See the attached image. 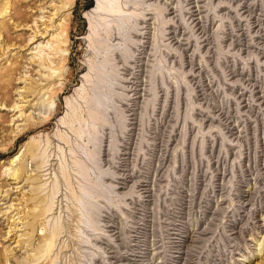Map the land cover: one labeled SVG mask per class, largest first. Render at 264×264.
I'll return each mask as SVG.
<instances>
[{
    "label": "rangeland",
    "instance_id": "1",
    "mask_svg": "<svg viewBox=\"0 0 264 264\" xmlns=\"http://www.w3.org/2000/svg\"><path fill=\"white\" fill-rule=\"evenodd\" d=\"M7 1L0 264H264V0Z\"/></svg>",
    "mask_w": 264,
    "mask_h": 264
},
{
    "label": "bare ground",
    "instance_id": "2",
    "mask_svg": "<svg viewBox=\"0 0 264 264\" xmlns=\"http://www.w3.org/2000/svg\"><path fill=\"white\" fill-rule=\"evenodd\" d=\"M97 1V4H98V7H97V9H100V10H102L104 13H105V16L106 15H121L122 14V12H123V9H122V7H120L121 6V4H119V0H96ZM126 3H125V5L127 6L128 4V2L129 1H125ZM1 11H0V15H3V14H6L8 11H9V20H13V21H19V20H24L25 19V17H24V15H26V6H15V5H13L12 3H9V1H7L5 4H3L1 7ZM23 9V10H22ZM164 11V10H163ZM134 15V14H133ZM122 17L120 16V19H121ZM139 17L137 16V19L136 20H139L138 19ZM143 18V17H142ZM109 21V20H108ZM107 21V24H106V28H105V34H106V41H104V47H106V46H108V47H110V44H109V42L111 41V37L113 36V34H112V32L114 31V29H115V27H117V23H116V21H114V20H111L110 19V21L108 22ZM8 27H9V25H8V23H3V22H1L0 23V39L2 38V39H5V36L7 35V33H8ZM105 27V26H104ZM95 33H97V32H95ZM95 36H96V34H95ZM97 37V36H96ZM2 43V41H0V44ZM101 46V45H100ZM62 51L60 50V49H58V50H56L55 51V53H61ZM108 53H110V52H108ZM111 53L112 54H106L105 55V64L107 65V64H110V62H112L113 61V56L114 55H116L115 53L113 54V52H112V50H111ZM103 63V64H104ZM102 64V65H103ZM85 67L86 66H84V65H81V69L83 70V69H85ZM99 70H100V67L99 68H97L96 69V73H98L99 72ZM50 71H52V70H50ZM55 71H57V70H55ZM55 71H53V72H55ZM52 74H54V73H52ZM104 76V75H103ZM101 78V77H100ZM93 79V78H92ZM91 82V81H90ZM93 82V81H92ZM100 92V91H99ZM97 94H99V93H97ZM111 97L112 96H114V94H111L110 95ZM99 98H100V96H99ZM101 99V98H100ZM92 100H94V99H92ZM97 100V99H96ZM98 101L96 102V101H94L93 102V104H94V106H95V108L96 109H98ZM100 107V106H99ZM101 109V108H100ZM100 111H102V110H100ZM92 119H93V117H92ZM94 121H95V119H93L92 120V122H93V131H98L99 130V127L100 126H102L103 127V125L100 123V121L98 120V122H96V123H94ZM93 143V147H96L97 145V138H95L93 141H92ZM98 147V146H97ZM81 199L82 198H80V203L82 204V202H81ZM83 205V204H82ZM83 207L84 208H86V207H89V205H86V206H84L83 205ZM34 209H36L35 211H34V214H33V217H34V219H35V221H34V223L33 224H31V229H32V232L35 230V228H36V219L39 217V216H43L44 215V213H46L47 211L46 210H44V209H41V208H34ZM82 223L83 224H85V225H87V221L85 220V219H83L82 220ZM42 224V223H41ZM39 226V225H38ZM55 234V233H54ZM43 237H46V240L47 241H49V236H47V235H45V236H43ZM53 237V234H52V236H51V238ZM51 238H50V240H51ZM46 245V244H45ZM47 246V245H46ZM45 247V246H44ZM48 247H50V244H48ZM42 249V248H41ZM43 249H46V247L45 248H43ZM42 253H43V251H41ZM261 264H262V262H261Z\"/></svg>",
    "mask_w": 264,
    "mask_h": 264
}]
</instances>
